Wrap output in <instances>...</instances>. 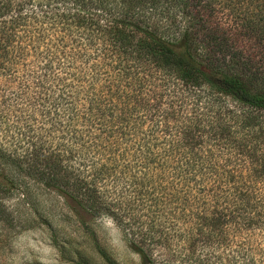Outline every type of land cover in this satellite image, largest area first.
I'll list each match as a JSON object with an SVG mask.
<instances>
[{"label":"trees","instance_id":"16d2710c","mask_svg":"<svg viewBox=\"0 0 264 264\" xmlns=\"http://www.w3.org/2000/svg\"><path fill=\"white\" fill-rule=\"evenodd\" d=\"M4 166L140 264H264V0H0Z\"/></svg>","mask_w":264,"mask_h":264},{"label":"rangeland","instance_id":"374dc122","mask_svg":"<svg viewBox=\"0 0 264 264\" xmlns=\"http://www.w3.org/2000/svg\"><path fill=\"white\" fill-rule=\"evenodd\" d=\"M226 13L219 12L216 22L228 37ZM2 172L13 182L9 193H0L13 226L0 223V264H107L101 252L115 264H140L109 217L77 215L54 189L11 166Z\"/></svg>","mask_w":264,"mask_h":264}]
</instances>
